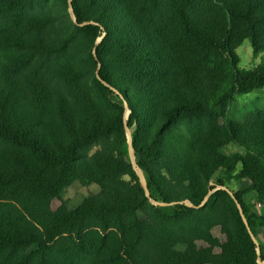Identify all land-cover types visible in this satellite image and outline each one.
Here are the masks:
<instances>
[{
  "label": "trees",
  "instance_id": "obj_1",
  "mask_svg": "<svg viewBox=\"0 0 264 264\" xmlns=\"http://www.w3.org/2000/svg\"><path fill=\"white\" fill-rule=\"evenodd\" d=\"M72 7L78 31L92 44V63L97 70L100 65L103 97L115 95L123 105L115 106L112 118L99 112L70 63L61 68V80L71 101L31 68L36 53L46 54L43 44L51 51L48 19L29 17L16 30L0 27V264H48L52 256H77L85 246L103 253L110 240L129 245L128 257H136L140 236L129 243L131 230H119L117 221L135 219L150 201L131 160L126 123L129 131L136 128L130 135L136 166L153 202L178 203L157 207L161 216L180 220L201 214L195 208L211 191L207 207L226 197L239 227L240 241L220 227L198 228L191 238L205 237L201 250L167 260L259 264L260 251L264 263V215L246 202L251 193L264 201V115L246 124L228 115L236 96L264 89V63L241 71L235 52L245 40L255 53L264 49V0H73ZM120 11L132 24L131 34L116 24ZM85 23L91 24L80 26ZM179 123L185 127L174 129ZM111 135L118 140L115 153L80 161L86 146ZM229 144L246 156L220 153ZM156 165L171 181L188 186L186 202L194 208L173 197ZM219 172L227 181L250 183L234 195L257 243L235 200L219 189L224 182L211 183ZM75 182L96 184L101 194L69 211L63 192ZM154 239L155 250L171 246L163 237Z\"/></svg>",
  "mask_w": 264,
  "mask_h": 264
},
{
  "label": "rangeland",
  "instance_id": "obj_2",
  "mask_svg": "<svg viewBox=\"0 0 264 264\" xmlns=\"http://www.w3.org/2000/svg\"><path fill=\"white\" fill-rule=\"evenodd\" d=\"M78 1L81 2V0ZM29 17L46 18L49 22L51 21V27L45 37L51 45V51H48L45 44H43L46 54L36 53L31 59V68L43 77L52 91L62 93L71 101L70 95L73 94H68V87L61 80V68L65 63H70L76 73L73 76L77 79L80 89L85 88L86 93L91 95L97 110L111 118L114 117L116 114L115 106H122L123 103L115 95L103 97L97 82L98 70L90 58L93 51L92 44L87 37L78 31L73 15L69 11L68 3L65 0H0V27L16 30L22 23V25L26 24ZM116 24H118L120 30L127 33L131 31L129 34L133 32V29H130L132 24L125 18L123 11L118 14ZM136 45H139V42ZM235 52L239 61L238 68L241 71H252L264 63V49L255 53L250 40H245L236 45ZM111 53L112 50L110 49L105 58L110 57ZM71 75L70 73L69 76ZM88 107L90 108V104ZM228 115L232 120L241 124L258 121L264 115V89L248 95L236 96L228 107ZM184 127V123H179L173 128L177 130ZM135 131L136 128L134 127L129 131L130 135ZM117 141V138L111 135L109 138L89 144L82 150L79 157L80 161L91 159L99 152L115 153ZM128 145L130 146L129 141ZM220 153L225 156L233 154L246 156V151L235 144L223 147ZM155 169L160 173L161 167L159 165H156ZM241 171L242 164H239L236 174H240ZM160 176L166 178L168 182L166 184L167 189L173 193V197L178 196L183 203L191 207L186 202V196L191 191L188 186L177 181H171L165 172H161ZM126 180L130 181L128 178ZM211 181L215 185L224 182V187L233 194L245 190L250 184L236 179L227 181L224 172L213 175ZM100 194L101 189L96 184L83 185L80 182H75L63 192V197L67 201L66 208L69 211H74L81 206L87 197L99 196ZM246 202L254 213L264 215V201L258 194H249ZM197 211L202 213L174 220L161 216L157 211V207L153 203L147 202L144 208L137 212L136 216L141 230L134 226L136 218L125 217L117 221L119 230L126 227V229L131 230L127 235L129 243L131 237L140 236V241L136 246V257H128L127 248L129 245L114 246L112 240H110L111 245L108 248L105 247L103 253L85 246L76 254L77 256L67 253L63 255V258L52 256L48 258L47 262L48 264H179L178 262L184 261H168L167 259H179V257L188 256L189 254L193 255L195 250H201L200 245L207 243L205 237L203 239L191 238L198 228L207 230L211 227H220L221 233H229L240 241L239 227L230 215L229 200L226 197H221L214 208H209L206 204ZM199 215H201V218H197ZM201 224L202 226H200ZM177 233L181 235V239H176L177 237L173 236ZM185 233L190 235H185ZM156 236L159 240L163 237L168 242L166 244L171 246H165L163 251L162 248L155 250L156 245L153 242ZM167 236L171 238L167 240ZM94 237L95 239L99 238L97 234ZM99 245L102 246V243H99ZM153 249L156 251L155 253H153ZM32 251H36V248L32 247ZM203 263L205 261H189L188 264Z\"/></svg>",
  "mask_w": 264,
  "mask_h": 264
},
{
  "label": "water",
  "instance_id": "obj_3",
  "mask_svg": "<svg viewBox=\"0 0 264 264\" xmlns=\"http://www.w3.org/2000/svg\"><path fill=\"white\" fill-rule=\"evenodd\" d=\"M72 2H73V0H69V2H68V5H69V11H70V13L73 15V18H74V20H75V24L78 25V22H77V20H76L75 13H74V10H73V7H72ZM89 24H91V23H85V24H82V25H80V26H81V27H84V26L89 25ZM104 36H105V34H104ZM103 38H104V37H103ZM101 40H102V39H101ZM101 40H100L97 44H99V43L101 42ZM94 56H95V58L97 59V56H96V49H94ZM99 70H100V65H99V68H98V71H97L98 78H99ZM125 106H126L127 114L129 115L130 111L128 110L127 104H126ZM125 129H126V134H127V137H128V141H129L130 146H131V160H132L133 166H134V168H135V170H136V173H137V175H138V177H139V179H140L141 185H142V187H143V189H144V191H145V193H146L147 198L149 199L150 202H153V200H152V198H151L150 191H149L148 186H147V183H146V180H145L143 174L137 170V166H136V158H135V150H134V148H133V144H132V141H131V136H130V133H129V130H128V127H127V123H126ZM220 189L227 191V192L230 194V196L235 200V202H236V204H237V206H238V208H239L240 215H241V217H242V219H243V221H244V223H245V225H246V227H247V229H248V231H249L250 236H251L252 239L255 241V243H257L256 238H255V236L253 235V233H252V231H251V229H250V227H249V224H248V222H247V219H246V217H245V214H244V212H243V209H242L241 205L238 203V201L236 200L235 195H234L231 191H229V189H227L226 187H222V188H220ZM212 194H213V193L210 191V192L208 193L207 197L205 198L203 204H202L201 206L195 208V209H201L202 207H204V206L208 203V201H209V199H210V197H211ZM153 204H154L156 207H169V206H175V205L178 204V203H170V204H167V203H160V202H155V203H154V202H153ZM182 204H183V203H182ZM189 204H190V203H189ZM190 205H191V204H190ZM191 207L194 208V206H192V205H191ZM258 263H259V264H264V263L261 262V253H260V251L258 252Z\"/></svg>",
  "mask_w": 264,
  "mask_h": 264
}]
</instances>
